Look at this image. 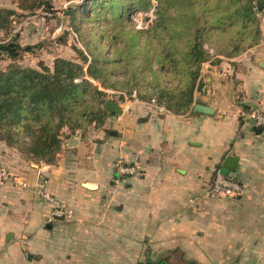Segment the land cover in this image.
Wrapping results in <instances>:
<instances>
[{
	"label": "crops",
	"instance_id": "0c3cea01",
	"mask_svg": "<svg viewBox=\"0 0 264 264\" xmlns=\"http://www.w3.org/2000/svg\"><path fill=\"white\" fill-rule=\"evenodd\" d=\"M257 15L258 41L203 63L186 112L119 104L93 140H68L54 163L20 164L16 174L29 186L44 174L74 217L48 222L30 189L0 185V264H264V127L249 119L264 113V8ZM7 148L0 141L9 168ZM228 156L241 195L206 198ZM119 159L135 174L119 175Z\"/></svg>",
	"mask_w": 264,
	"mask_h": 264
},
{
	"label": "rangeland",
	"instance_id": "374dc122",
	"mask_svg": "<svg viewBox=\"0 0 264 264\" xmlns=\"http://www.w3.org/2000/svg\"><path fill=\"white\" fill-rule=\"evenodd\" d=\"M99 1L103 5L92 8V0H0V10L5 11L0 13L2 27L0 29V44L15 39L23 47H30L29 51L20 52L16 60L10 62L7 59L3 61L0 59V71L10 63L26 68L39 69L40 65H44L53 69L56 60L62 59L81 65L83 78L101 93L96 94L92 88L83 87L84 90L86 89L87 95L85 94L74 103V106L80 107L79 126L70 119L58 133L65 149H67L68 140L76 141L84 138L93 140L97 136L99 127L97 124L104 122L109 114L104 110V105L108 101L124 106L134 104L142 109H145L146 104L149 103L160 108H167L174 113L186 112L184 109L186 98L183 95L186 90L184 89L185 82L183 85H178V77L175 78L178 75L176 70L181 68V64L179 66L178 63V66H174L176 61L173 62L172 54L170 55L169 51L170 39L161 33L160 26L156 23L158 13H160L157 1L144 0L148 4L138 6V10L132 9L128 15L126 10L124 12L110 11L112 5L109 2H116V4L123 2L127 6L131 0ZM259 2L264 4V0H252V5ZM208 6L210 9L205 14L200 13V17L205 18L199 20V41L202 43V48L211 56L210 60L215 54L227 56L221 53L227 49L226 46L220 47L226 44L231 45L232 39H236L238 32L233 27L235 17L229 18L233 23L231 22L232 24L228 26L222 16L219 18V22H221L219 25L218 19L211 18L212 15H210L218 9L216 3L212 0ZM153 9L157 15L152 13ZM135 15L139 24H135L133 20ZM260 21V17L256 14L257 27H259ZM220 27L224 30L221 36L219 35ZM134 31L140 33L138 45L135 44V40L133 41ZM250 37L249 35L248 40L243 37L239 38L241 52L246 50L249 44L254 43ZM211 43L218 46L214 45L213 47ZM182 45L183 43L179 42L178 48H181ZM147 48L149 54L145 53ZM154 49L162 57L165 75L164 73L157 75L151 73V71L156 72L159 68L156 59L150 55ZM146 54L153 59L151 69ZM82 55L87 58L86 63L82 62ZM92 59L105 61L103 62L104 67L92 70L95 78L87 73L88 65ZM101 64L102 62L99 65ZM174 69H176L175 75L172 72ZM81 79H77L76 82L80 83ZM100 83L107 87H102L103 85ZM204 84L202 82V85ZM154 85L161 89L167 85L174 88H165L166 90L162 89L156 94H151ZM100 111H104L105 114L102 116ZM0 141L8 146L5 150L8 151L13 161L9 167L13 173L20 172L21 169L17 168L20 164L43 162L29 154L27 150L20 151L15 146H9L1 132ZM62 144L59 154L63 152ZM67 150L71 151V149ZM70 154L69 164L77 157L75 152ZM54 162H56V157L51 163ZM172 259V264L179 262L178 257H172Z\"/></svg>",
	"mask_w": 264,
	"mask_h": 264
},
{
	"label": "trees",
	"instance_id": "16d2710c",
	"mask_svg": "<svg viewBox=\"0 0 264 264\" xmlns=\"http://www.w3.org/2000/svg\"><path fill=\"white\" fill-rule=\"evenodd\" d=\"M156 1L160 12L156 23L160 26L161 33L170 39L169 51L170 55L172 54L173 62L176 61L174 66H178V63L179 66L181 64V68L174 69L172 72L175 75L174 72L176 70V74H178L175 76V78L178 77V85H183V82H185L184 89L186 90L183 95L186 98L184 109L187 111L193 102L194 91L200 86L198 82L201 65L211 57L202 48V43L199 41V20L205 18L200 17V13L205 14L210 9L208 5L212 0ZM213 1L218 9L210 13L212 15L211 18H217L219 25H221L219 18L223 16L225 23H227L226 25L230 26L233 22L229 18L235 17L233 19L235 21L233 27L238 32L236 39H232L231 45L226 44L220 47L224 48L226 46L227 48L221 52L222 54L230 56L241 53L239 38L242 39L243 37V39L246 38L248 40L250 35L254 43L258 41L259 28L255 22V15L264 8L263 2L253 6L252 0ZM129 2L130 4L127 6L123 2H119V4L109 2L112 5L109 10L113 12H124L126 10L128 15L132 9L138 10V6L148 4L144 0H131ZM92 3V8L103 5L99 0H92ZM1 12L5 11L0 10ZM152 13L157 15L154 9ZM0 29H2L1 25ZM219 30V35H223L224 30H222V27ZM139 35V31H134L133 41L135 40L136 45L139 43ZM179 42L183 43L181 48H178ZM214 45L218 46L217 44ZM214 45L212 44L213 47ZM248 46H251V44ZM148 48L145 49L147 54H149L147 52ZM29 49L30 47H23L18 44L15 39L8 40L0 44V59L1 61L7 59L11 62L18 58L20 52H26ZM147 54V62L150 63L149 68L151 69L153 59L150 56L148 57ZM150 55L156 59V63L159 66L156 72L151 71V73L154 75L164 73L165 75L166 71L163 70L164 62H162V57L158 51L154 49ZM82 62H87V58L83 55ZM101 62L102 64L99 65ZM103 62H105L103 59H92L88 65L87 73H90V76L95 78L96 76L92 73V70H99V68L104 67ZM83 77L81 65L62 59L56 60L53 69L44 65H40L39 69L26 68L10 63L5 69L1 70L0 132L7 144L15 146L20 151L27 150L29 154L34 155V157L43 162H53L62 144L58 134L60 129L70 119L79 126L78 122L81 118L80 107L74 106V103L86 94L87 91L83 87H90L94 93L101 94L96 87L89 84ZM77 79H81L80 83L76 82ZM100 84L103 85L102 87H107L103 83ZM165 88L171 89L174 87L167 85ZM165 88L163 87L162 89L164 90ZM162 89L154 85L151 89V94H156ZM100 112L102 116L105 114L104 111ZM102 123L97 125L99 126Z\"/></svg>",
	"mask_w": 264,
	"mask_h": 264
},
{
	"label": "built area",
	"instance_id": "2783aa9c",
	"mask_svg": "<svg viewBox=\"0 0 264 264\" xmlns=\"http://www.w3.org/2000/svg\"><path fill=\"white\" fill-rule=\"evenodd\" d=\"M135 24L138 23L137 16H133ZM249 119L253 121L256 126L264 127V113L254 110L249 114ZM116 171L122 176H131L135 174V168L123 163L122 160H117ZM11 183L16 187L22 189H30L33 195L42 199L49 206L47 221L51 222L57 219H70L74 217L73 210L56 199L47 191L48 180L44 174L39 173L38 179L33 186L24 181L18 174L13 173L6 166L0 165V185ZM243 191L242 185L232 175H222L217 173L208 187L205 189L204 196L210 197H234L241 195Z\"/></svg>",
	"mask_w": 264,
	"mask_h": 264
},
{
	"label": "water",
	"instance_id": "95a60500",
	"mask_svg": "<svg viewBox=\"0 0 264 264\" xmlns=\"http://www.w3.org/2000/svg\"><path fill=\"white\" fill-rule=\"evenodd\" d=\"M260 67L264 68V62H260ZM194 108L200 112L205 113V114H210L213 112V110L211 108L204 106V105H201V104L194 105ZM104 110L110 114H121L123 112L122 108L119 105H117L116 103H113L111 101H108L105 103ZM235 164H236V159L234 157H232V156L226 157V159L224 160V162L221 165L220 173L222 175H228L229 172L234 170ZM147 264H150V263H147ZM157 264H166V263L161 262V263H157ZM186 264H197V263L194 261H189Z\"/></svg>",
	"mask_w": 264,
	"mask_h": 264
}]
</instances>
